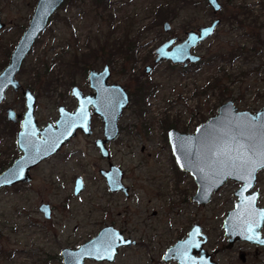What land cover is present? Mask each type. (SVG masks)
<instances>
[{
  "label": "rangeland",
  "instance_id": "obj_1",
  "mask_svg": "<svg viewBox=\"0 0 264 264\" xmlns=\"http://www.w3.org/2000/svg\"><path fill=\"white\" fill-rule=\"evenodd\" d=\"M23 1L0 0L8 26L0 33V68L15 42L18 24L24 22ZM164 2L170 0H100L98 4L64 0L24 60L18 78L36 93L40 125L56 118L58 104H73L69 96L73 84L87 92L86 70L101 69L105 60L110 82L123 85L132 95L140 83L153 90L147 91L140 108L130 102L119 121L120 138L108 146L112 162L132 186L131 198L110 202L102 191L98 169L107 164L93 146L102 134L101 122L94 118L91 137L79 136L35 168L30 183L0 191V264H61L57 255L62 247H75L92 237L108 218L118 219L125 235L137 240L123 247L112 264L161 263L165 249L184 239L194 223L202 224L207 236L204 247L218 264H264L261 246L246 241H237L230 249L225 246L222 222L237 200L234 192L240 184L228 180L205 205L191 201L194 181L188 173L177 175L165 126L171 123L194 132L229 99L240 110L254 112L264 106V0H220L217 14L206 0H185L176 8L170 2L176 15L158 20L154 12ZM216 17L220 25L196 50L205 62L185 72L168 61L154 63L153 50L171 35L181 39L184 30L207 25ZM164 21L170 22L168 32L163 30ZM126 38L132 50L114 54L113 48ZM211 56L215 59L208 63ZM146 67H151L148 73ZM8 106L24 112L20 92L7 91L0 104V170L15 155L13 139L5 136L7 124L1 120ZM76 176L86 186L77 196L73 194ZM256 188L258 204L264 207V169L257 174ZM42 202L52 207V219L45 220L38 212ZM109 210L112 214L105 217Z\"/></svg>",
  "mask_w": 264,
  "mask_h": 264
},
{
  "label": "water",
  "instance_id": "obj_2",
  "mask_svg": "<svg viewBox=\"0 0 264 264\" xmlns=\"http://www.w3.org/2000/svg\"><path fill=\"white\" fill-rule=\"evenodd\" d=\"M63 2L64 0L38 1L28 27L20 37L8 63L0 72V102L4 100L5 92L9 87L15 91L20 88L16 75L35 39L45 29L49 18ZM206 2L214 14L222 9L220 0H216L215 4L211 3V0ZM219 24L220 19L215 18L208 25L186 32V37L175 45H173L175 39L163 42L154 50V63L169 61L186 66L188 63L198 61L200 57L192 54V48L210 37ZM1 28L3 23L0 18ZM169 28V22L165 21L163 30L167 32ZM209 28L212 29L211 32L205 34ZM149 69L150 67H147L146 71L149 72ZM109 77L108 65H104L100 71L91 69L88 73V81L95 93L84 95L77 86H73L71 95L76 99L75 110L68 111L64 106H60L59 117L55 123L50 122L42 127L37 126L34 116L36 98L33 92L28 88L22 90L26 111L21 122V130L17 135V146L23 154L0 172V180L5 178L11 180L10 183L0 184V189L30 181V170L46 157L59 151L78 130L90 135L92 133L90 107L103 124L104 139L96 140L95 146L102 157L109 156L105 144L117 138L118 121L129 104V95L125 87L118 83L109 84ZM7 113L8 118L13 120L14 111L8 109ZM240 131L245 133L247 142L254 149V153L250 151L247 154L251 157L250 166L256 168L251 187H246L247 182L238 178L246 174L244 170L236 171L230 164L217 163L211 155L213 151L229 143L231 137L238 135ZM167 140L177 168L187 172L196 185L195 193L190 197L191 201L205 205L228 180L240 184L234 192L237 200L233 208L226 211L223 219L222 227L228 243L226 248H231L237 241H246L264 248V236H262L264 207L258 204L260 193L256 188L257 174L264 169V166H260L264 159L262 155L264 154V106L254 112L240 110L233 100L229 99L219 104L216 114L199 123L194 132L184 133L176 128H170L167 131ZM99 173L105 178L110 191L125 190L122 183L123 171L118 165L111 164L108 170H100ZM83 187L82 179L78 176L74 194L78 195ZM40 209L46 218L50 216L48 204H43ZM249 228L253 230L250 232ZM117 236L119 238H116ZM249 236L253 238L249 239ZM206 241L207 236L201 226L195 224L184 239L176 241L166 249L162 259L175 260L178 264H218L203 248ZM110 243L114 244V249H108ZM132 243L134 241L125 238L119 230L107 226L78 247L62 249L60 252L62 264H84L85 260L112 262L119 247L130 246Z\"/></svg>",
  "mask_w": 264,
  "mask_h": 264
},
{
  "label": "flooded vegetation",
  "instance_id": "obj_3",
  "mask_svg": "<svg viewBox=\"0 0 264 264\" xmlns=\"http://www.w3.org/2000/svg\"><path fill=\"white\" fill-rule=\"evenodd\" d=\"M38 1H39V0H24V1H23V5H24V7H25V8H24V11L26 12V16H25L24 22L18 24L20 28L18 29L19 31H17V36H16V39H15V42H14V44L11 46V48H9V49L5 52V60H4L3 64H1L0 72L3 70V68H4V67L6 66V64L8 63V60H9V58H10V56H11V54H12L14 48H15V46L17 45V43H18L20 37L22 36V34L24 33V31H25L26 28L28 27V24H29V22H30V20H31V17H32V15H33V12H34V10H35V7H36ZM63 3H64V2H63ZM206 3H207V2H206ZM62 5H63V4H62ZM62 5H61V6H62ZM221 5H222V4H221ZM61 6H60V7H61ZM60 7H59V8L54 12V14L49 18V20H48V22H47V25H46L45 29H44V30L38 35V37L35 39V42H34L33 46L31 47V49H30L28 55L26 56L25 60L28 59V57L33 53V51H34V49H35L37 43L40 41V39H41V37L43 36V34L48 30L50 23L53 21L54 16L58 13ZM209 8H210V7H209ZM210 9H211V8H210ZM0 18H1V21H2V23H3V28L0 29V33H1V32L4 31L5 29H8V28H7L8 26H7V23L5 22L4 18L2 17L1 11H0ZM216 18H219V17H216ZM219 19H220V18H219ZM213 20H214V19H213ZM211 21H212V20H211ZM211 21L209 22V24L211 23ZM164 22H165V21H164ZM164 22H163V23H164ZM168 22H169V21H168ZM220 23H221V20H220ZM169 24H170V22H169ZM207 25H208V24H207ZM219 25H220V24H219ZM202 26H204V25H202ZM162 27H163V24H162ZM198 27H200V26H198ZM198 27L189 28V29H187V30H184V32H183V36H182L181 39H179L177 35H174V36L171 35V36H170L169 38H167L165 41H167V40H169V39H175V42L173 43V45H175V44L181 42V41L186 37V32H188V31H190V30H196ZM216 29H217V27L215 28L214 33H215ZM170 30H171V25H170V28H169L168 31H170ZM168 31H167V32H168ZM214 33H213V34H214ZM213 34H212V35H213ZM212 35H211V36H212ZM211 36H210V37H211ZM208 38H209V37H208ZM208 38H207V39H208ZM207 39H206V40H207ZM165 41H164V42H165ZM204 41H205V40H204ZM204 41L198 43V45H197L196 47L192 48V50H191L192 54H194V55L200 57V59H199L198 61L188 63L186 66H183L182 64H173V63L170 62L171 66H172V67H174V65L180 66V67H181V70H183V72H185V71H188L191 67H193V66H195V65H198V64H201V63L205 62L203 56H202V55H199V54L196 53L197 48H199L200 45H201ZM162 43H163V42H162ZM162 43H161V44H162ZM263 45H264V42H263ZM170 48H171V47H170ZM131 50H132V49L129 48L128 51L130 52ZM111 51H112V50H111ZM122 52H123V51H121V53H122ZM126 52H127V51H126ZM153 55H154V50H153ZM154 58H155V55H154ZM153 61H154V59H153ZM207 61H208V58H207ZM163 62H166V61H163ZM168 62H169V61H168ZM209 62H210V61H208V63H209ZM23 63H24V62H23ZM155 64H156V63H155ZM104 65H108V63L105 62ZM104 65H103V67H102L101 69H99V70H97V71L102 70V69L104 68ZM22 66H23V64H22ZM22 66H21L19 72H18L17 75H16V79H17V81H18L19 84H20V88H19L18 90L15 91V90H13L12 87H9V88L6 90V92H5V98H6V93H7V91H9V90H12L13 92H20V93H21V96L23 97V95H22V90L28 88L30 91L33 92V94H34V96H35V98H36V101H37V96H36V93L33 91V89H32L30 86H28V85H24V84H22L21 81H20V79L18 78V76H19V74L21 73V70H22V68H23ZM108 66H109V65H108ZM146 68H147V67H146ZM146 68H145V72L148 73V72L146 71ZM91 69H94V68H89L88 70H86V73H85V74H86L85 79H86V82H87V84H88V88H89V90H88L87 92H84V91H82V90H81L76 84H73V85L71 86V88H70V91H69V96H70V99L73 101V104H72L71 106H68L66 103L58 104L57 109H56V110H57V116H56V118H55L54 120H52V121H47L45 124L40 125V124L38 123V120H37L36 115H35V112H36V103H35L34 116H35L36 123H37V126H38V127H42V126H44V125H47V124L50 123V122L54 124L55 121L57 120V118L59 117L58 108H59L60 106H64V107L66 108V110H68V111H74V110H75V108H76V99L71 95V89H72L73 86H77V87L82 91V93H83L84 95H92V94L95 93V91L92 90V89L90 88L89 81H88V73H89V71H90ZM109 69H110V67H109ZM94 70H96V69H94ZM150 70H151V67H150L149 71H150ZM110 76H111V69H110ZM109 80H110V77H109V79H108V83L111 84L112 82H110ZM125 89H126V88H125ZM126 90H127V89H126ZM127 92H128V95H129V104H130V102L133 100V95H132L128 90H127ZM5 98H4V100H3L2 102H0V104L3 103V102L5 101ZM23 99H24V105H25V98L23 97ZM70 99H69V103L71 102ZM129 104H128V106H129ZM67 106H68V107H67ZM128 106H127V107H128ZM8 109H12V110L14 111V113H15V114H14V119H13V120L8 118V113H7V110H8ZM3 110H4L5 115L2 114V116H1V120H2L4 123L7 124V125H5L6 128L4 127V128H5L4 131H6V133H5L6 135H5V136L7 137V135H8V137H10V138L12 137V139H13V145H14V150H15V155L12 156V160H11V162L5 167V168H7L8 166H10V165L13 163L14 160H16L18 157H20V156L23 154V152L20 151V150L18 149V146H17V135H18V132L21 130V122L23 121L24 113H25V111H26V107H25V110H24V112H23L22 114L17 113L16 110H15L14 108H12L11 106H8V107H6V108L3 109ZM90 111H91V123H90V124H91L92 133H91L90 135H86V134H84V133H82L81 131L78 130V131L76 132V134L74 135V137H72V138H71L66 144H64V145L59 149V151H57L56 153L50 155L49 157H46L45 159H43L40 163H38L35 167H33V168L30 170L31 180H32L31 172H32L35 168H37L39 165H41V164H42L43 162H45L46 160H48V159H50V158H53V157L59 155V154L61 153V151H62V150L68 145V144H70L73 140L77 139L79 136H82V135H83V136L91 137L92 134H93L92 121H93L94 118H97V119L101 122V125H102V134H101V137H96V138L94 139V141H93V146H94L95 149L98 151L99 156H100V157L106 162V164H107V168H99V169H98V172H99L100 170H104V171H106V170L109 169V167H110L111 164H114V163L112 162V160H111L112 157H111V153H110V150H109V147H108V146H109L110 144H113V143L117 142V141L119 140V138H120V126H119V121H120V119L122 118L123 113H122V115H121V117H120V119H119V121H118L119 134H118L117 138L114 139V140H111V141H109V142H107V143L105 144V145H106V148H107V150H108V154H109V156H108V157H102L101 154H100V151H99L98 148L95 146V141L98 140V139H104V134H103V124H102L101 119H100L97 115L93 114V108H92V107H90ZM123 112H124V110H123ZM165 120H166V119H165ZM167 125H168V126H167V127H168V130H169L170 128H175V127H172L173 125H172L171 123H169V124H167ZM2 126H3V125H2ZM10 126H11V129H10ZM165 126H166V124H165ZM9 129H10V131H9ZM176 129H177V128H176ZM168 130H167V131H168ZM177 130H179V129H177ZM179 131L184 132V133H191V132L188 131V128H187V127H184L182 130H179ZM7 132H8V134H7ZM39 137H40V136H39ZM166 140H167V132H166ZM167 142H168V140H167ZM168 145H169V143H168ZM143 150H144V149L141 148V151H143ZM114 165H117V164H114ZM175 167L177 168L176 164H175ZM5 168H2V169L0 170V172H1L2 170H4ZM121 169H122V168H121ZM177 169H178V168H177ZM178 170H179V172H178L177 175H178L180 178H182L183 176H186V175H187V172L181 171L180 169H178ZM122 171H123V170H122ZM99 174H100V173H99ZM100 176H101V178H102V180H103V181L101 182V185H102V191L104 192V194H105L108 198L110 197V198H109L110 202L112 201V199H122V198H123V199L128 200V199L131 198V196H132V194H133V189H132V186H131V185H127V184L125 183V174H124V171H123L122 183H123V186H124V189H125V190L110 191L109 188H108V186H107V184H106V180H105V178H104L101 174H100ZM77 177H78V176H76L75 179H74L73 194H74V188H75V181H76V178H77ZM81 179H82V182H83V184H84V187H83L82 190H84V189L86 188V186H85V183H84V181H83V178H81ZM31 180L28 181V182H19V183H15V184H13V185H11V186L4 187V188L0 189V191H1V190H9V189H12V188L17 187V186L19 187V186L22 185V184L30 183ZM194 184H195V183H194ZM195 187H196V185H195ZM82 190H81V192H82ZM258 190H259V189H258ZM259 193H260V192H259ZM79 194H80V193H79ZM79 194H78V195H79ZM74 195H75V194H74ZM75 196H77V195H75ZM190 197H191V196H190ZM182 201H185V200L183 199ZM43 204H48V203H45V202L40 203L39 206L37 207L38 212L41 213V214L43 215V217H44L45 220H50V219H52V214H53L52 207L50 206V204H48V205H49V214H50V216H49L48 218H46L45 215H44V212L40 209V207H41ZM198 205H202V204H198ZM107 206L109 207V205H107ZM110 211H111V210H109V211H105V217H108V215L112 214ZM155 213H156V212L153 211V214H155ZM225 213H226V212H225ZM121 214H122V213H121ZM117 215L119 216L118 213H116V216H117ZM151 216H152V212H151ZM224 216H225V215H224ZM108 220H110V221L105 222L99 230H101L102 228L107 227V226H112V227H114L115 229L119 230L125 238H129V239H131V240L134 241V243H132L130 246H123V247H131V246H133V245H135V244L137 243V240H135V239H133V238H131V237L126 236L124 230L121 229V228H119V227L117 226V223H118V221H119L118 219L116 220L115 218H114V219H109V218H108ZM123 221H124V222H127L126 219H123ZM195 224H199V225L201 226V228H202V224H200V223H194L193 225H195ZM222 224H223V222H222ZM193 225H192V226H193ZM192 226H191V228H192ZM191 228H190V229H191ZM190 229H189V231H190ZM99 230H98V231H99ZM98 231L96 232V234L98 233ZM189 231L186 232V235H185V236H187V234H188ZM202 231H203V228H202ZM96 234H94L92 237H94ZM92 237L88 238L87 240L83 241L82 243L78 244V245L75 246V247H67V246L62 247V248L60 249V252H61V250L64 249V248H76V247H78L79 245L83 244L84 242L90 240ZM178 240H181V238H179ZM178 240H176V241H178ZM57 241H58V239H57ZM176 241H175V242H176ZM173 244H174V243H173ZM173 244L169 245L168 247L172 246ZM227 244H228V243H227ZM204 246H205V244L203 245V248L205 249ZM225 246H226V245H225ZM123 247H119V248H118V253H117V255L119 254L120 250H121ZM168 247H167V248H168ZM167 248H166V249H167ZM231 248H232V247H231ZM166 249H165V251H166ZM227 249H230V248H227ZM165 251H164V252H165ZM60 252H59V255H57V259H58L59 261H61V264H62V258H61ZM164 252L161 254V257H160L161 263L159 262V263H157V264H170V263L178 264L177 261H175V260L164 261V260L162 259L163 255H164ZM210 254H211V253H210ZM117 255H116V256H117ZM211 256H212V254H211ZM115 258H116V257H115ZM152 260H153V258L151 259V262H152ZM114 261H115V259H114ZM114 261H112V262H108V261L85 260L84 264H112Z\"/></svg>",
  "mask_w": 264,
  "mask_h": 264
},
{
  "label": "snow or ice",
  "instance_id": "obj_4",
  "mask_svg": "<svg viewBox=\"0 0 264 264\" xmlns=\"http://www.w3.org/2000/svg\"><path fill=\"white\" fill-rule=\"evenodd\" d=\"M211 3L215 4L216 0H211ZM211 28L207 29L205 34L211 32ZM247 137L243 131H240L238 135L232 136L229 143L225 144L222 148L217 151H213L211 155L213 156L215 162L221 164H230V166L236 170H244L246 174L238 176L239 179L245 180L246 187H251V180L255 179V166L252 165L251 157L247 154L251 151L254 153V149L250 143L247 142ZM264 155V154H262ZM260 166H264V159H262V163ZM11 180L5 178L0 180V184L2 183H10ZM253 229L249 228L251 232ZM116 238H119L118 236ZM252 239V236L248 237ZM122 239V238H120ZM123 242V241H122ZM108 249H114V244H109ZM105 249V250H108ZM102 258V257H100Z\"/></svg>",
  "mask_w": 264,
  "mask_h": 264
},
{
  "label": "trees",
  "instance_id": "obj_5",
  "mask_svg": "<svg viewBox=\"0 0 264 264\" xmlns=\"http://www.w3.org/2000/svg\"><path fill=\"white\" fill-rule=\"evenodd\" d=\"M185 0H170L171 3L174 4V6L177 4H179V2H184ZM96 4H98L100 2V0H95ZM170 2H164V3H161L157 6V8L155 9V12H154V17L158 20H161L163 18H166L168 15L170 16H175L176 15V11L177 9H172L170 7ZM175 6V8H176ZM176 10V11H175ZM172 14V15H171ZM131 40H128L127 38L124 39V41H120V43H118L115 48H113V53L114 54H117L118 52L120 51H123L122 53L126 52L129 50V48L132 46L131 44ZM105 55V54H104ZM214 56H211L208 58V61H213L215 58H213ZM106 62V60H105ZM146 84L144 83H140V86L138 87L137 89V92L134 93L133 95V102L135 105L139 106V108L142 106V103L144 102L145 100V96L148 95L147 94V91H149V93L153 90V86H152V90L145 86ZM145 125V123H144ZM168 126V125H166ZM178 174V172H177Z\"/></svg>",
  "mask_w": 264,
  "mask_h": 264
}]
</instances>
